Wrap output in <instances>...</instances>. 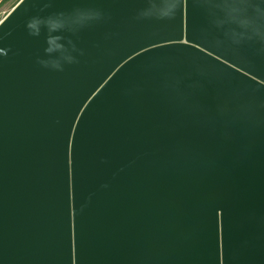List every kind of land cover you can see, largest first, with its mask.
I'll return each instance as SVG.
<instances>
[{"label": "water", "instance_id": "water-1", "mask_svg": "<svg viewBox=\"0 0 264 264\" xmlns=\"http://www.w3.org/2000/svg\"><path fill=\"white\" fill-rule=\"evenodd\" d=\"M0 264H264V0H19Z\"/></svg>", "mask_w": 264, "mask_h": 264}, {"label": "rangeland", "instance_id": "rangeland-1", "mask_svg": "<svg viewBox=\"0 0 264 264\" xmlns=\"http://www.w3.org/2000/svg\"><path fill=\"white\" fill-rule=\"evenodd\" d=\"M19 0H0V20Z\"/></svg>", "mask_w": 264, "mask_h": 264}, {"label": "clouds", "instance_id": "clouds-1", "mask_svg": "<svg viewBox=\"0 0 264 264\" xmlns=\"http://www.w3.org/2000/svg\"><path fill=\"white\" fill-rule=\"evenodd\" d=\"M96 18H100V13H96ZM27 27L32 30L30 32L31 35H39L40 30H39V27H38V21H37V19L29 22V24L27 25ZM58 47H59V45H58ZM47 50L48 49H46V51Z\"/></svg>", "mask_w": 264, "mask_h": 264}]
</instances>
